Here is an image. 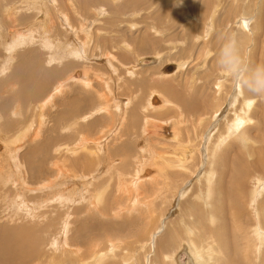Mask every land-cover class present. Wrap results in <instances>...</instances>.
I'll return each instance as SVG.
<instances>
[{"label":"rangeland","instance_id":"374dc122","mask_svg":"<svg viewBox=\"0 0 264 264\" xmlns=\"http://www.w3.org/2000/svg\"><path fill=\"white\" fill-rule=\"evenodd\" d=\"M16 36L27 44L8 52ZM70 43L81 58L66 57ZM0 58V264H170L166 254L188 246L187 226L198 246L214 244L212 264H264V0H0ZM172 63L183 66L162 75ZM62 79L40 118L39 98ZM238 83L253 118L218 143L242 107ZM173 151L183 169L163 166ZM209 169L216 183L206 198ZM133 176L142 178L135 187Z\"/></svg>","mask_w":264,"mask_h":264},{"label":"bare ground","instance_id":"6f19581e","mask_svg":"<svg viewBox=\"0 0 264 264\" xmlns=\"http://www.w3.org/2000/svg\"><path fill=\"white\" fill-rule=\"evenodd\" d=\"M112 1V0H111ZM31 8V7H30ZM117 9V8H116ZM113 10V9H112ZM6 11V10H5ZM17 11V10H16ZM7 12V11H6ZM10 17V16H9ZM39 17V16H38ZM43 17V16H42ZM90 19V18H89ZM30 20V19H29ZM12 21V20H11ZM72 21V20H71ZM104 21V20H103ZM151 21V20H150ZM3 22V21H2ZM18 22V21H17ZM35 22V21H34ZM16 23V22H15ZM45 23V22H44ZM80 24V23H79ZM108 25V24H107ZM210 25V24H209ZM238 25V24H237ZM22 26H23V24H22ZM13 27V26H12ZM34 27V26H33ZM13 30V29H12ZM81 30V29H80ZM72 31L73 30H71V33H72ZM81 32H83V31H81ZM39 33V32H38ZM37 33V34H38ZM88 33H89V31H87V30H85V32L83 33V35H84V40L86 39V38H88L87 36H88ZM74 34V33H73ZM21 35V34H20ZM6 36V35H5ZM26 36H28V35H26ZM30 36V35H29ZM34 36V35H33ZM63 37V36H62ZM67 38V37H66ZM80 38V37H79ZM13 39V38H12ZM19 39V40H18ZM32 39H34V37L32 38ZM36 39V38H35ZM40 39V38H39ZM39 39H37V40H39ZM43 39V38H42ZM70 39H72V38H70ZM69 39V40H70ZM26 39L24 38V36H16V38L15 39H13V42H12V44H11V46H9L10 48H9V50H8V52L10 51V49H12V50H14V49H16L17 47L19 48V47H22L24 44H27V42L25 41ZM52 40V39H51ZM50 40V41H51ZM69 40H68V43H69ZM62 41V40H61ZM29 42V41H28ZM41 43V42H40ZM44 43H45V41H44ZM49 43V42H48ZM61 43V42H60ZM31 44V43H30ZM33 44V43H32ZM39 44V43H38ZM71 44V43H70ZM42 45V44H41ZM69 45V44H68ZM42 47H45V44H44V46H42ZM6 48V47H5ZM33 48V47H32ZM38 48V47H37ZM43 49V48H42ZM137 49L141 52V53H145V52H147V48H146V46H138L137 47ZM26 50H27V48H26ZM36 50V49H35ZM46 50H48V51H46ZM54 50V49H53ZM55 50H57V49H55ZM69 50V51H68ZM68 53H66L67 55H66V57H68L69 55L68 54H70L71 56H73V59H71V60H76V59H79V58H81V56H82V54H81V52L79 51V49L77 48V47H73L72 46V44H71V47H70V45L68 46ZM44 52L46 51V52H49L50 51V53L52 54L53 52H51V49L49 48V46L48 45H46V47H45V49L43 50ZM7 52V53H8ZM7 53H4V54H7ZM18 53V52H17ZM29 53V52H28ZM35 53V52H34ZM58 53L59 54H61L59 51H58ZM1 54L3 55V53L1 52ZM13 54V53H12ZM37 54V53H36ZM48 54V53H47ZM64 55H65V53H63ZM62 54V55H63ZM107 56H108V58H111V59H114L115 57H114V55L113 54H111L110 52L108 53V52H106L105 53ZM22 55L23 54H21V58H22ZM33 55V54H32ZM39 55H41V54H39ZM52 55H54V54H52ZM9 56V55H8ZM28 56H29V54H28ZM34 56H35V54H34ZM36 56H38V55H36ZM47 56V55H46ZM48 56H50L49 54H48ZM12 57V56H11ZM19 57V58H20ZM39 57H41V56H39ZM70 57V56H69ZM4 58H5V56H4ZM15 58V57H14ZM27 58H29V57H27ZM26 58V59H27ZM33 58H36V57H33ZM43 58V57H42ZM51 58V57H50ZM0 59H2V58H0ZM6 59H7V57H6ZM23 59V58H22ZM30 59V58H29ZM36 59H39V58H36ZM44 59V58H43ZM52 59V58H51ZM59 60H60V58H58ZM57 58H56V61L59 63V60H58ZM63 59H65V58H63ZM69 59V60H70ZM31 60H34V59H30L28 62L29 63H31L30 61ZM47 61H48V59H46ZM108 60H110V59H108ZM20 61V60H19ZM25 61V60H24ZM27 62V63H28ZM42 62V61H41ZM61 62V61H60ZM75 62V61H74ZM6 63V62H5ZM11 63L12 62H10V65H11ZM29 63H28V65H29ZM35 62L34 61H32V65L34 64ZM37 63V62H36ZM44 63V62H43ZM68 62H66V64H67ZM76 63V62H75ZM9 64V63H8ZM30 64V65H31ZM50 64V63H49ZM69 64V63H68ZM79 64V63H78ZM173 64V63H172ZM24 65H25V63H24ZM24 65H21L20 67L21 68H23V66ZM52 65V64H51ZM63 65V64H62ZM113 65V64H112ZM3 66H4V64H3ZM5 66L6 67H8L6 64H5ZM14 67H15V65H13ZM27 66V65H26ZM65 66V65H64ZM183 66V64L182 63H176L175 65L173 64V69H171V68H166L168 71H162V75H165L166 77H167V75H170V74H174V72H177L178 70H180V68ZM11 68H12V66H10ZM17 68L19 67V64H18V66H16ZM25 67V66H24ZM47 67V66H46ZM50 67V66H49ZM113 67H114V65H113ZM164 67V66H163ZM9 68V67H8ZM51 68V67H50ZM2 69V68H1ZM4 69V68H3ZM10 69V68H9ZM20 69V68H19ZM68 69H69V67H68ZM114 69H115V67H114ZM134 69V67L133 68H130L129 70H128V74H130V75H134V72L132 71ZM226 69V68H225ZM228 69V68H227ZM226 69V70H227ZM7 70V69H6ZM5 70V71H6ZM71 70V69H70ZM137 70V69H136ZM161 70H163V69H161ZM14 71V70H13ZM17 70H15V72H16ZM20 71H21V69H20ZM84 71H85V69H84ZM82 72L81 74H83V78H82V80H81V82L80 81H78L79 83H80V86H81V84H82V86L84 87V88H86V87H89L90 85H91V80H90V78H88L87 77V73L86 72ZM11 72V71H10ZM34 72V71H33ZM56 72V71H55ZM55 72H53V75L55 74ZM136 72V71H135ZM165 72V73H164ZM226 72V71H225ZM6 73V72H5ZM13 73V72H12ZM19 73V72H18ZM89 73H90V71H89ZM17 74V73H16ZM59 74H60V71H59ZM71 74V73H70ZM18 75V74H17ZM45 75V74H44ZM31 76H32V74H30V73H27L26 75H25V77H28V78H31ZM65 76V75H64ZM79 76V75H78ZM77 76V77H78ZM82 76V75H81ZM89 76V75H88ZM160 76V75H159ZM164 76V77H165ZM171 76V75H170ZM39 78V77H38ZM72 78V77H71ZM75 78V77H74ZM99 78V77H98ZM101 78H102V76H101ZM36 79V78H35ZM76 79V78H75ZM31 80H33V78L31 79ZM76 81V80H75ZM221 81V80H220ZM226 81V80H225ZM28 82V81H27ZM52 82V81H51ZM219 82V81H218ZM29 83V82H28ZM41 83V82H40ZM40 83H38V84H40ZM107 83V82H106ZM66 84V82L62 79V80H57V82H56V85H55V87H53V88H51L52 90L49 92V94H47L46 95V93L44 94V96H42L41 98H39V100L40 99H42L40 102H39V104L36 106V107H34V108H36V110L38 109V112H37V114L39 113V115H40V118H42L43 116H42V114H43V110H45V108H48L49 106L51 107L52 106V104H53V101H54V97H58V95H61L62 94V91H63V88H64V85ZM68 84V83H67ZM108 84V83H107ZM107 84H104V86L105 85H107ZM33 85V84H32ZM43 85H44V83H43ZM75 85V84H74ZM219 85V84H218ZM240 83H238L237 84V87H236V89H235V91L233 92L234 93V95L235 96H242V107L240 108V109H238L239 110V112H235V111H233V115H234V117L232 118V119H228L229 121L230 120H232V122H231V124L227 127V134H225V135H222L223 133H224V131H225V128L223 129V132L222 133H220V134H218V136L219 135H221L220 136V138H219V141H217L218 143H220L221 141V139H223V137H229L230 136V133L232 132V130H239L240 129V126H243V125H245L246 124V122L247 121H251V120H249V118H253L252 116L251 117H248V115H250V114H245V115H243V113H244V111L245 112H248L249 110V106L251 105V102H252V100H250V99H248V98H244V96H246V95H244V93H243V91H242V89L240 88ZM39 88H40V86L39 85H37ZM47 86H48V83H47ZM109 86V85H108ZM173 86V85H172ZM220 86V85H219ZM104 88V87H103ZM106 88H107V86H106ZM24 89V88H23ZM43 89V88H42ZM45 89V88H44ZM105 89V88H104ZM108 90H110L109 89V87L107 88ZM79 90V89H78ZM90 90H91V88H90ZM220 90V89H219ZM38 91V90H37ZM65 91V90H64ZM107 91V90H106ZM167 91L169 92L167 95L162 91V93H164L163 95H165L166 97H164L163 96V98H165V100L167 99V100H170V99H168V98H171L173 95L174 96H176V92L177 91H175V88L174 87H171L169 90L167 89ZM33 91L32 90H30V89H24L23 90V96L24 97H28V96H31L33 93H32ZM39 92H40V90H39ZM98 92V91H97ZM96 92V93H97ZM109 92V91H108ZM220 92V91H219ZM38 93V92H37ZM41 93V92H40ZM111 93V92H110ZM109 93V94H110ZM39 94V93H38ZM88 94V93H87ZM160 95H162L161 93H160ZM33 96H35V95H33ZM65 96V95H64ZM98 96L102 99V101H104V100H106V102H107V97L106 98H104V91H102V93H98ZM97 96V97H98ZM109 96V95H108ZM173 96V97H174ZM178 96H180V94H178ZM37 97H38V95H37ZM74 97V96H73ZM66 98V97H65ZM153 98V97H152ZM158 98V97H157ZM176 98V97H175ZM56 99V98H55ZM59 99V98H58ZM98 99V98H97ZM151 99V98H150ZM36 100V99H35ZM78 100V99H77ZM77 100L75 101V102H77ZM111 100V99H110ZM163 100V99H162ZM172 100V99H171ZM176 100V99H175ZM178 100V99H177ZM23 101V100H22ZM98 101H100V99L98 100ZM126 101H128V100H126ZM130 101V100H129ZM148 101V100H147ZM181 101V100H180ZM72 102V101H71ZM115 102V101H114ZM168 101H166V103H167ZM174 101H172V103H173ZM185 102V101H184ZM125 103V102H124ZM145 103V102H144ZM164 103V102H163ZM163 103H161V104H155V105H148V110H150L149 108L150 107H152V109L151 110H153V108L155 109H158V108H160L159 106L160 105H162L163 106ZM180 103V102H179ZM253 103V102H252ZM127 104H128V102H127ZM127 104H125V105H127ZM148 104H149V102H148ZM151 104V103H150ZM177 104H178V101H177ZM95 105V104H94ZM109 105H110V101H109ZM114 105V107L113 108H115V104H113ZM112 105V106H113ZM145 105H147V104H145ZM165 105H167L168 106V103L167 104H165ZM170 105V104H169ZM188 105V104H187ZM57 106H58V104H57ZM78 106V105H77ZM91 106V105H90ZM111 106V107H112ZM138 106V105H137ZM143 106H144V104H143ZM186 106V105H185ZM184 106V108H183V104H182V107L180 106V110L183 112V110H185L186 109V107ZM252 106V105H251ZM136 107V106H135ZM144 107H146V106H144ZM253 107V106H252ZM76 108V107H75ZM94 108V107H93ZM98 108H99V110L101 109V111H103V110H107V108H108V106L107 105H103V104H99V106H98ZM140 108H143V107H140ZM162 108V107H161ZM189 108V107H188ZM66 109V108H65ZM69 109H70V105H69ZM116 109V108H115ZM176 109V108H175ZM244 111H243V110ZM35 110V109H34ZM55 110V109H54ZM66 110H68V108L66 109ZM87 110V109H86ZM94 110V109H93ZM146 110V109H145ZM148 110H146V111H148ZM188 110V109H187ZM250 110H251V108H250ZM12 112H11V116H13L14 114H15V110H11ZM72 112H74V111H76L75 109H74V111H73V109L71 110ZM105 111H103V112H105ZM157 111V110H156ZM203 111V110H202ZM20 112V111H19ZM63 112H65V110L63 111ZM63 112L61 113V111H60V115L61 116H63L62 114H63ZM72 112H68V113H70V116L73 114ZM96 112V111H95ZM150 112V111H149ZM178 112V111H177ZM250 112V111H249ZM248 112V113H249ZM42 113V114H41ZM56 113V112H55ZM67 113V114H68ZM185 113V112H184ZM18 114H20V113H18ZM187 114V113H186ZM58 115V114H57ZM86 115V114H85ZM104 115H105V113H104ZM112 115V114H111ZM151 115V114H150ZM179 115V114H178ZM60 116V117H61ZM73 116H74V114H73ZM67 117V116H66ZM72 117V116H71ZM91 117V116H90ZM147 117V116H146ZM199 117V116H198ZM57 118V117H56ZM88 118V117H87ZM59 119V118H58ZM86 119V118H85ZM177 119V118H176ZM226 119V118H225ZM46 120V119H45ZM67 120V119H66ZM80 120V119H79ZM82 120V119H81ZM90 120V119H89ZM205 120V119H204ZM15 121V120H14ZM51 121V120H50ZM60 121V120H59ZM179 120H177V122H178ZM209 121V120H208ZM17 122V121H16ZM43 121L42 120H40L39 122H38V127H42L41 125V123H42ZM78 122V121H77ZM147 122V118H144V123H146ZM173 122H176V120L175 121H173ZM44 123V122H43ZM180 123V122H179ZM41 124V125H40ZM75 124V123H74ZM138 124V123H137ZM177 123H174V125H176ZM201 124V123H200ZM29 125L30 124H28V126H27V128H26V126H25V129L23 128V132H25V131H27L28 129H29ZM171 125V124H170ZM173 125V126H174ZM179 125H182L181 123L179 124ZM226 125H228V124H224V126L226 127ZM247 125V124H246ZM31 126V125H30ZM142 126V125H141ZM37 127V128H38ZM46 127V126H45ZM58 127H59V125H58ZM63 127V126H62ZM181 129V128H180ZM34 130V129H33ZM56 130V129H55ZM61 130V129H60ZM65 130V129H64ZM145 130V129H144ZM21 131V130H20ZM35 131V130H34ZM90 131V130H89ZM175 131V130H174ZM17 132V131H16ZM54 132V131H53ZM64 132V131H63ZM70 132V131H69ZM19 133V132H18ZM51 133V132H50ZM73 133V132H72ZM242 133V132H241ZM26 134V133H25ZM48 134V133H47ZM55 134V133H54ZM119 134V133H118ZM110 135V134H109ZM175 135V134H174ZM231 135H233V134H231ZM27 136V135H26ZM59 137V136H58ZM205 137V136H204ZM172 138H173V135H172ZM176 138V137H175ZM212 138V137H211ZM82 139V138H81ZM84 139V138H83ZM169 139H171V136H170V138ZM174 139V138H173ZM172 139V140H173ZM238 139V138H237ZM244 139V138H243ZM74 140V139H73ZM12 141H16V140H12ZM84 142V140H80V144H79V146L80 147H83V146H81L82 145V143ZM85 141H87V139H85ZM95 141V140H94ZM174 141V140H173ZM176 141V140H175ZM178 141V140H177ZM207 141H209V140H207ZM210 141H212V140H210ZM209 141V143H211ZM223 141V140H222ZM18 142V141H17ZM182 142V141H181ZM13 143V142H12ZM64 143V142H63ZM86 143V142H85ZM89 143H91V142H89ZM65 144V143H64ZM69 144V143H68ZM88 144V143H87ZM99 145V144H98ZM177 145V144H176ZM210 145H212V144H210ZM216 145H217V143L215 144V147H216ZM225 145V144H224ZM11 146V145H10ZM92 146V145H91ZM90 147V146H89ZM212 147H214V145L212 146ZM222 147V146H221ZM21 148V147H20ZM180 148H182V149H184V146L183 145H181V146H179V149ZM210 148V147H209ZM16 149V148H15ZM81 149H83V148H81ZM85 149V148H84ZM172 149V148H171ZM186 149V148H185ZM214 149V148H213ZM212 149V150H213ZM92 150V149H91ZM67 152H68V150H66ZM74 151V150H73ZM143 151V150H142ZM215 152H216V149L214 150ZM241 151V150H240ZM64 152V151H63ZM183 152V151H182ZM209 152V151H208ZM69 153V152H68ZM72 153V152H71ZM74 153V152H73ZM76 153V152H75ZM89 153V152H88ZM202 153V152H201ZM161 155V154H160ZM170 156V155H174L171 159H169V158H166L165 159V161H166V163L163 165L164 167H166L169 163H173V165L175 164L176 166H178L179 167V169L180 168H182L183 169V165H182V163H184L183 162V159H182V156H180V154H179V156H176V153L173 151V152H170V153H166L165 154V156ZM203 155H204V153H203ZM163 157H164V155H162ZM161 157V156H160ZM187 157V156H186ZM211 157H213L212 156V154L211 155H209L208 156V162H210V159H211ZM147 158V157H146ZM148 159V158H147ZM147 159H144V162H146L145 160H147ZM163 160V159H162ZM33 161V160H32ZM85 161V160H84ZM148 161V160H147ZM164 161V162H165ZM56 163V162H55ZM143 163V162H142ZM38 164V163H37ZM54 164V163H53ZM147 164V163H146ZM60 165V164H59ZM59 165H58V167H59ZM63 165V164H62ZM152 165V164H151ZM174 165V166H175ZM55 166H56V164H55ZM57 167V166H56ZM58 167L56 168V169H58ZM62 167V166H61ZM71 167V166H70ZM145 167V166H144ZM153 167V166H152ZM159 167V166H158ZM161 167V166H160ZM172 167V166H171ZM178 167H174V168H178ZM169 168V167H168ZM167 168V169H168ZM65 169V168H64ZM152 169V168H151ZM166 169V168H165ZM167 169H166V171H167ZM170 169H173V168H170ZM59 170V169H58ZM67 170V169H66ZM148 170H150V169H148ZM137 171H139V170H137ZM156 171V170H155ZM215 171V170H214ZM63 172V171H62ZM136 172V171H135ZM150 172H151V170H150ZM160 172H162V171H160ZM137 173V172H136ZM148 173V172H147ZM163 173H164V171H163ZM212 173H213V169H209V170H206V172L204 173L203 172V174H201V175H203V177H204V182H205V187H206V190H205V196H206V198L207 197H209L210 196V194H211V191L214 189H212V186H215V183H216V178L214 179V181H215V183L212 181V179H211V175H212ZM137 174H135V176H136ZM140 176V175H139ZM146 175H144V177H145ZM90 177H92V175L90 176ZM138 177V176H137ZM152 176H148L147 175V179L148 178H151ZM200 177V176H199ZM231 177V176H230ZM89 178V177H88ZM155 178V177H154ZM202 178V177H201ZM220 178H221V176H220ZM219 178V179H220ZM223 178V177H222ZM90 179V178H89ZM144 179V178H143ZM218 179V180H219ZM142 180V178H139V180H137L136 181V179H134V176H133V178H131V180H130V184H133L134 186H132V187H135V185H136V183L137 182H139V181H141ZM157 180V179H156ZM145 181V180H144ZM147 181V180H146ZM151 181H153V180H151ZM164 181V180H163ZM154 182V181H153ZM156 182V181H155ZM154 182V183H155ZM168 182V181H167ZM123 183V182H122ZM213 183H214V185H213ZM223 183V182H222ZM243 183V182H242ZM138 184V183H137ZM121 185V184H120ZM140 185V184H139ZM153 185V184H152ZM139 187V186H138ZM125 188V187H124ZM159 188V187H158ZM126 189V188H125ZM124 189V190H125ZM129 190V189H128ZM137 190V189H136ZM127 193V192H126ZM139 193V192H138ZM142 193V192H141ZM183 193V192H182ZM136 200V199H135ZM144 200V199H143ZM98 201V199H97V195H96V198H95V202H97ZM100 201V200H99ZM205 201H207L208 202V200H205ZM138 202V201H137ZM143 203L144 204H146V201H143ZM151 203V202H150ZM133 204H134V202H133ZM138 205V204H137ZM147 205V204H146ZM143 206V205H142ZM141 206V207H142ZM149 207V206H148ZM206 207V206H205ZM205 209V208H204ZM151 212V211H150ZM179 212V211H178ZM256 214V213H255ZM211 218V220H212V215L211 216H209V219ZM232 219V218H231ZM155 220V219H154ZM256 221V220H255ZM186 227V226H185ZM184 227V228H185ZM186 229V232H188L187 234H186V232H185V235H186V238L185 239H183L184 240V242H186V244H188V246L186 247H184L183 249H185L186 251H187V253H188V255H189V258H190V261H191V263L192 264H212V256H213V254H214V249L212 250L211 249V245H214V244H206V246L205 247H202L201 248V245L200 246H198L197 244H196V241L194 240V238H190V235H191V233H190V227L189 226H187V228H185ZM195 229V228H194ZM254 230V229H253ZM196 231V230H195ZM193 232V231H192ZM254 232V231H253ZM262 232V231H261ZM13 233V232H12ZM190 233V235H188ZM258 235V234H257ZM176 236V235H175ZM189 236V237H188ZM166 237V236H165ZM257 237H259V236H257ZM167 238H169V237H167ZM18 239V238H17ZM166 239V238H165ZM206 240V239H205ZM20 241V240H19ZM19 241H18V243H19ZM167 241H169V240H167ZM210 241V240H209ZM21 242H23V241H21ZM24 243V242H23ZM166 243V242H165ZM208 243V242H207ZM211 243V242H210ZM15 245H18L17 243H14ZM13 244V245H14ZM20 244V243H19ZM21 245H23L22 243H21ZM20 246V245H19ZM112 247V246H111ZM7 248V245L6 244H4L3 246H2V252L3 253H5V249ZM9 248H11V245H10V247ZM15 248H17V247H14V251L19 255L18 256V258H20V257H22V259L24 260V258L26 257V256H23V254L25 255V253L21 250L22 248H20L19 247V249H20V251H18V250H16ZM18 249V248H17ZM112 249V248H111ZM217 249H219V248H217ZM8 250V249H7ZM12 250V251H13ZM110 250V249H109ZM179 250V249H178ZM174 251V250H173ZM181 251V250H180ZM7 252V251H6ZM32 253V252H31ZM176 253V252H175ZM174 252H170V255H168V254H166V257L167 258H169V261H171L170 262V264H176L175 263V261L173 260V259H175V254ZM201 253H203V254H205L206 255V258L207 259H205V263H202V258H201ZM8 254V253H7ZM13 254V253H12ZM172 254H175V255H172ZM216 254V253H215ZM14 255H16V254H14ZM226 255V254H225ZM7 256V255H6ZM215 256V255H214ZM17 257V256H16ZM174 257V258H173ZM18 258H16V261H17V259ZM27 258V257H26ZM25 258V259H26ZM214 258V257H213ZM215 258H217V257H215ZM214 258V259H215ZM15 259V258H14ZM232 259V258H231ZM234 259V258H233ZM251 259V258H250ZM10 260V259H9ZM23 260H22V262H23ZM252 260H253V258H252ZM21 261V260H20ZM216 261V260H215ZM215 261H213V262H215ZM256 262V261H255ZM9 263V262H8ZM225 263V262H224Z\"/></svg>","mask_w":264,"mask_h":264},{"label":"clouds","instance_id":"9594fccd","mask_svg":"<svg viewBox=\"0 0 264 264\" xmlns=\"http://www.w3.org/2000/svg\"><path fill=\"white\" fill-rule=\"evenodd\" d=\"M225 57H226V63L228 64V66L230 67V69L235 70L236 65L238 63V60L236 57H234L233 55V51L231 46H229L226 50H225ZM259 84L264 85V73H262L259 77H258V81Z\"/></svg>","mask_w":264,"mask_h":264},{"label":"water","instance_id":"95a60500","mask_svg":"<svg viewBox=\"0 0 264 264\" xmlns=\"http://www.w3.org/2000/svg\"><path fill=\"white\" fill-rule=\"evenodd\" d=\"M178 264H192L189 255L185 249L179 251L176 255ZM187 261V262H186Z\"/></svg>","mask_w":264,"mask_h":264}]
</instances>
